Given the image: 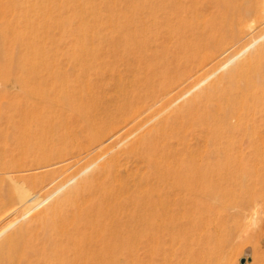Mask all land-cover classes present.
Wrapping results in <instances>:
<instances>
[{
  "label": "bare ground",
  "instance_id": "bare-ground-1",
  "mask_svg": "<svg viewBox=\"0 0 264 264\" xmlns=\"http://www.w3.org/2000/svg\"><path fill=\"white\" fill-rule=\"evenodd\" d=\"M133 2L69 73L82 0H0V139L33 136L0 157V264H216L194 245L232 216L263 234L264 0Z\"/></svg>",
  "mask_w": 264,
  "mask_h": 264
},
{
  "label": "rangeland",
  "instance_id": "rangeland-1",
  "mask_svg": "<svg viewBox=\"0 0 264 264\" xmlns=\"http://www.w3.org/2000/svg\"><path fill=\"white\" fill-rule=\"evenodd\" d=\"M138 3L139 2H133L132 4V0H82L83 8L81 10V22L78 24L75 23L73 27L67 31L64 37L63 46L66 53L63 56L64 58H62L64 61L62 65L63 67L61 66L63 72L69 71L70 73L74 67L79 66L80 60L88 55V53L97 52L102 60L103 57H107V53L109 54L110 52H115L114 48L116 46L117 47L115 49L118 50L119 48V50H121L123 47L122 44L124 43L123 38L127 32L125 30H128L134 21L135 22L133 24L136 23V20L139 19L140 11L142 12V10L137 7ZM123 33L124 35H122ZM262 41H264V38ZM53 44L55 45V42ZM108 50H110V52H108ZM122 66L124 68L126 65ZM122 66L120 65V69L126 70V68L123 69ZM222 72L223 70L218 72V74ZM213 77L214 76H212V78H210L208 81L213 79ZM113 86L114 85L109 87V92L110 90L112 91L110 94L115 93V89H113L115 86ZM29 130V127H27L25 131H16L14 137H9L2 140L0 139V157L9 158L11 157L12 153L18 151L21 145H27L31 135L28 133ZM39 132L40 131L38 129L37 133L39 134ZM37 133L34 135H37ZM39 136L37 135V137ZM32 137L33 136L31 135V138ZM262 143L264 145V141ZM263 145L262 147L264 150ZM248 153H245V156H256L255 158L252 156H250L252 158H248V160L250 159L251 162L246 161L247 159H245L244 164L247 165L253 164L252 159H254L255 163L257 162L255 161L257 159L258 161L262 160L259 159L260 157L264 158V151H261L262 156L260 155L259 158L257 155L260 153L251 152L249 155ZM247 156L245 158H247ZM28 219L29 217L24 218L18 222L14 228L20 226L22 223L27 222ZM257 227L258 224L256 223L250 224L248 228L242 227L241 219L238 216H232L227 222V228L222 233H220V235H217V238H221V240L218 241L214 238H211L210 240L205 237L203 241L205 245L203 244L204 246L202 247L194 245V250L196 253L201 250L205 251L204 253L200 252L201 255H205V258H208L209 256H215L216 264H241V260L243 258H246L245 264H264V232L262 235H257ZM244 228H247L246 230L248 232L243 230ZM243 231L246 233H243ZM197 237H200V234H198Z\"/></svg>",
  "mask_w": 264,
  "mask_h": 264
},
{
  "label": "water",
  "instance_id": "water-1",
  "mask_svg": "<svg viewBox=\"0 0 264 264\" xmlns=\"http://www.w3.org/2000/svg\"><path fill=\"white\" fill-rule=\"evenodd\" d=\"M245 262H246V258H243V259L241 260V264H245Z\"/></svg>",
  "mask_w": 264,
  "mask_h": 264
}]
</instances>
